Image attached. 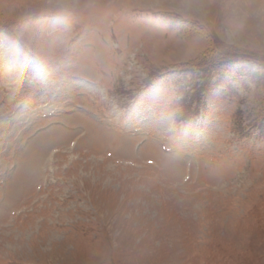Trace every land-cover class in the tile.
Instances as JSON below:
<instances>
[{
  "label": "rangeland",
  "instance_id": "obj_1",
  "mask_svg": "<svg viewBox=\"0 0 264 264\" xmlns=\"http://www.w3.org/2000/svg\"><path fill=\"white\" fill-rule=\"evenodd\" d=\"M0 264H264V0H0Z\"/></svg>",
  "mask_w": 264,
  "mask_h": 264
},
{
  "label": "trees",
  "instance_id": "obj_2",
  "mask_svg": "<svg viewBox=\"0 0 264 264\" xmlns=\"http://www.w3.org/2000/svg\"><path fill=\"white\" fill-rule=\"evenodd\" d=\"M6 46H7V44H5ZM2 48V47H1ZM5 48V47H4ZM239 59V58H238ZM226 63H231V60H229V61H226ZM218 65V64H217ZM217 65H214V67L216 68V69H219V66H217ZM215 68H212V67H209V68H207L206 70H208V73H210V71L211 70H216ZM193 71V69L191 70V72ZM175 72V71H174ZM210 76H211V74H210ZM206 77H208V76H206ZM196 112H198V110L196 109ZM186 116H190L189 114H187Z\"/></svg>",
  "mask_w": 264,
  "mask_h": 264
}]
</instances>
